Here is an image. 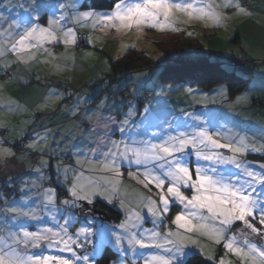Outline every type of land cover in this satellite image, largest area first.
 Wrapping results in <instances>:
<instances>
[{"label": "snow or ice", "instance_id": "1", "mask_svg": "<svg viewBox=\"0 0 264 264\" xmlns=\"http://www.w3.org/2000/svg\"><path fill=\"white\" fill-rule=\"evenodd\" d=\"M49 7L53 9L58 7L61 14L59 17L49 15L47 26L38 23L41 18L39 5H34L22 21L13 20L9 25L7 31L11 42L10 51L16 55L18 63H29L41 51L48 52L52 56L45 47L46 44L59 42L65 45L75 44L74 28L67 27L62 21L83 26V21L91 19L93 27L97 25L111 27L117 32L133 27L139 30L142 26L163 31L165 29L179 30L175 25L185 22L180 20V16H185L188 20L212 21L213 24L220 25L230 19L227 11L232 8L236 9L237 15H250L241 0H222V3H216L215 0H118L110 13L81 12L68 15H66L67 9L64 3ZM15 29H22V31H15ZM2 55L4 52L0 51V56ZM11 68V63L4 65L7 75H10L8 70ZM138 91V88L133 89V93ZM148 112L149 108L146 106L142 123L148 119ZM135 115V105L130 104L127 116ZM185 115L201 123L191 125L190 132L179 131L175 135L167 133L166 137H161L158 142L142 139L138 142L133 141L132 145L117 143L108 136L112 125L115 124L114 117L100 115L97 118L96 127L104 130L97 148L93 150L99 151L104 157L99 170L120 176L122 173L119 171L117 159L127 160L130 164L143 167L142 172L137 174L130 172L129 176L137 179V182L149 192L151 191L149 185L158 190L156 199L151 195L140 197L141 206L156 218L153 220L155 225L153 229H144L140 232L138 222H141L144 217L140 211L130 210L128 220L118 226L126 235H121L111 228L93 231L88 227H80L75 234H69L68 226L75 218L70 214L64 223L59 225L58 231L51 228L42 231L21 229L20 232H9L7 237H0V245H2L0 246V264H74L73 260L63 256L28 254V248H40L41 242H46L49 248L55 246L61 252H71L75 260L81 261L82 264H95V257L102 255L105 244L112 239L120 248L126 239L128 248H122V250H131L134 254L137 246L140 249L155 248L167 253V255L155 254L150 258H144V264H181L187 256L186 241L193 245L198 244V239L192 234H195V237L206 238L214 244L222 243L227 253L237 257L240 264H264V246L249 239L252 234L264 237V172L253 171L248 163L238 159L249 151L250 137L242 135L236 138L210 131L208 128L210 119L203 120L191 114ZM128 123V119L122 121L119 130L125 131L124 125ZM260 139L264 140V133ZM28 147L34 148L36 145L32 144ZM220 149H227L231 155H225L218 151ZM189 151L194 153L198 160L209 162L212 166L193 168L186 158ZM251 151H264V144L260 148L253 145ZM10 155H14L11 150L0 149V156ZM219 165H233L239 171L236 174L226 173L219 170ZM260 167L264 169V164ZM57 171L58 173L62 171L65 182L69 179L73 181L67 188L70 199L61 201L64 206L75 209L80 206L79 201L92 203L91 196L95 195L94 186L91 184L86 186L81 182L83 173L73 175L76 170L71 165L65 166L62 170L58 168ZM139 176L143 179H138ZM116 183V181H110L113 192L117 190ZM184 190L191 195H186ZM56 194L53 188L42 192L46 201L45 207L50 205L53 211L57 210ZM108 202L111 203V200L109 199ZM175 203L182 208L171 220V224L177 229L173 231L165 224L164 218L170 214L171 206ZM121 204L123 205V201ZM7 211L19 217L38 218L35 210H25L22 207H11ZM253 221L258 222L261 227H257ZM237 223L243 226L239 233H233L225 239L226 234ZM161 227L168 230L161 232L159 231ZM80 236H84L87 242L93 245L92 252L82 256L78 255L72 247L76 245L81 249L84 248V244L79 242ZM89 236L97 239L88 240ZM238 236H242L243 239L238 241ZM201 251H203L202 248ZM110 264H124V260L121 258L118 261H110ZM219 264H232V261L221 258Z\"/></svg>", "mask_w": 264, "mask_h": 264}, {"label": "rangeland", "instance_id": "2", "mask_svg": "<svg viewBox=\"0 0 264 264\" xmlns=\"http://www.w3.org/2000/svg\"><path fill=\"white\" fill-rule=\"evenodd\" d=\"M43 1L50 0H0V18L6 17L7 14L14 12L20 15L17 17L18 19L14 20L22 21L29 14L31 8L34 5L40 6L41 2ZM55 1L58 0H52V2ZM215 2L222 3V0H215ZM241 3L244 4V7L247 9L250 15H237L236 9L232 8L227 11V15L230 17V19L225 20L220 25H215L212 21L188 20L187 17L180 16V20L185 22L177 23L175 25V27L179 30L165 29L161 31L150 26H142L139 30L133 27L132 29H125L117 32L114 28L102 27L101 25H97L94 28L93 21L89 19L87 21H83V26L80 24H74L76 25L74 26V30L75 27L79 28L85 37L84 39L86 47L77 51L74 47V44H70L69 47L72 46L73 50H71V48H67L66 50L72 55L74 52L79 54L78 61L75 63L76 69L78 70L77 72L85 70L93 71L94 73H109V59H117L123 56L129 50L140 52L154 61V64L149 69L137 73L125 74L118 79L122 80L123 78H132V80L135 81V84L140 83L139 87L135 85L134 87L129 88L130 94L127 90V92L124 93V97H120L121 91L114 99L115 101L120 100L121 102L122 100H125L126 108L124 112V120L128 119L129 124L131 125L129 128V134L131 135L130 140L132 144L133 141L138 142L142 139L149 140L150 142H158L161 137H166L167 133L175 135L179 131L190 132L192 130L190 127L191 125H197L201 123L200 121L193 120L191 116L185 114L198 116L203 120L210 119L211 123L208 125L210 131H215L221 133L222 135L226 134L229 136L230 132L238 130L240 120H246L250 119L252 116H258L254 113V111H252V113L243 112V110L238 108L244 104V102L240 104L239 102L245 100L247 95H249V93L253 90L252 87L255 83L254 78H252L250 81L249 89L242 93L237 98L236 102H233V100H226L227 88L223 85L216 86L210 91L196 87H188L187 85L189 84H186L182 88L172 84L164 85L159 80V77L163 75V72L167 66L173 64V58L177 59L178 57L191 61L206 58L212 62L215 59H218L225 64L229 63L231 57H236L238 60H243V58L246 60L252 58L255 60L264 59V53L262 52L264 51V0H241ZM21 5H23V7H21ZM113 10L114 7L109 12H100L110 13ZM220 11H223V9H220ZM246 25L250 28V30L253 29L255 32L249 36V40H246L244 37L243 41L240 42L238 46H235V34L239 32L241 33L243 29H246ZM184 41L188 42L190 47L184 46L183 44H187L184 43ZM196 44H198L199 47H196ZM258 47H261V51L258 50ZM169 51L171 52V54L169 53L170 58L166 59V54H168L167 52ZM239 65L240 68L242 67V69L245 70H252L254 67V64L251 61H248L246 64L245 62H242ZM124 83L126 85V80ZM140 87H143V91L133 93V89H139ZM121 90L123 89L121 88ZM145 91L152 93V97L148 100H143ZM110 93L115 94L116 92L111 90ZM137 93H140V96H135ZM140 100H143L141 104L138 103ZM130 104L135 105L136 115L133 117L127 116ZM146 106L149 108V112L147 113L148 119L144 120L142 123V116L144 115V109ZM258 118L261 117L258 116ZM257 121L262 127L264 122L263 119H259ZM0 122L3 124H8V121L4 119L1 120V117ZM4 131L6 130L0 129V149H9L13 153V150L9 146L13 145L16 141L4 138V134L2 135ZM152 133H156V135H152ZM22 139L24 140L26 137H23ZM17 142H19V140H17ZM33 143L34 142H32V140L29 138L27 139V145H32ZM26 149L29 150L30 148ZM43 149L45 150L44 147ZM218 151L226 152L228 150L220 149ZM31 152L42 155L44 157L43 159L46 157V154L42 152ZM190 157H192V161L194 163L193 168L196 166H212L209 162L198 160L191 151H189L186 155L188 160ZM117 164L119 168H122L127 166L129 162L127 160L117 159ZM28 166L30 168L31 166L38 165L30 163ZM80 167L79 173H87L81 176V182L86 186L91 184V182H95L91 185L98 186L97 188H93L95 195L91 196L92 202L99 200V198L102 199L101 197L109 196L110 200H112L111 203L114 204V192L112 191V188L108 187L104 192V189L100 187V183L103 184L104 182L101 179L98 181V176H88L90 171L92 173L100 171L99 169L101 166L91 165L86 168L84 172L82 170V166ZM218 167L220 171L224 172L223 168H220V165ZM35 177H37L35 180L38 179L42 186L45 187L46 181L41 180L43 176L38 175L36 172L35 176L31 179H34ZM44 177L47 181H49L47 185H51V183L55 184L50 180L51 175H44ZM111 181H116L118 183L115 176L111 178ZM34 183L32 184V191L30 189L29 196L26 195L24 200L26 202H29L28 199H30V202L37 200L35 206L32 207V204L25 203V207H23V204L20 206L17 203L14 207H22L25 208V210H35L38 218L32 219L31 217H19L10 212L5 216L3 212L0 214V237H7L9 232H20L21 229L28 231H42L44 229L51 228L54 231H58L59 225L63 224L64 220L68 218L70 214L74 215L75 218L71 221V225L68 226L69 234H75L80 227H88L93 229V231L111 228L113 231L118 232L121 235H126L124 230L120 229L118 226L122 222L128 220L130 210L140 211L141 215L144 217L141 222H138L140 224V232H143L144 229L151 230L155 227L153 220L156 218L152 217L147 212V209L143 208L141 204H139V199L140 197H146L149 195L156 199L158 196V190L156 188L155 191H147L148 195L137 192L136 194L139 199L136 198V202L133 203L134 205L128 204V207L125 208L124 201L123 205L116 204L115 209L122 214L121 221L103 223L101 220L94 219L88 214L81 215L82 211H80V209H78V214H80L81 217H79V220H77L76 210L72 208H66V206H62L61 203L60 205L62 208L60 209V206H58L56 211L51 210V207L49 206L46 208L44 203H42V201L45 203L46 201L40 192L38 194L34 193L31 195L34 191L39 189V185L35 187ZM56 184H63L65 187L68 186L64 180V176L61 181L56 179ZM13 185L14 182H10V184L7 185L8 189H14ZM184 191L186 192V195H191V193L187 190ZM1 200L3 204L6 203L2 196L0 197V201ZM82 202H85L86 205L89 204L86 201ZM181 208L182 206L178 203L173 204L171 206L170 214L164 218L165 224L170 225L169 227L173 231H176L177 229L175 225L171 224V220L181 210ZM59 211H61V213H59ZM53 217H55V219ZM242 227L243 226L241 224L237 223L232 228V230L226 234L225 239H227V237L231 236L233 233H239V230ZM133 230L135 231V229ZM167 230V228L163 227L159 229L161 232H165ZM192 235L194 238L198 239V244L193 245L186 241L188 246L185 251L189 250L193 254L195 253L193 250H196L198 251L199 255L201 254L203 258L213 264H219L221 258L225 259V261H232V264H240V261L237 257L227 253V251L223 248L222 243L214 244L208 241L206 238L195 237V234ZM87 239L96 240L97 238L89 236ZM242 239V236H238V241ZM253 239L254 238L250 240L255 242ZM79 242L84 244L83 249L77 247L76 245H72L73 249L78 255L82 256L86 253L92 252L93 245L88 243L84 236L79 237ZM261 246H264V241L261 243ZM60 247H63V245H60ZM122 248H128L126 239L123 242ZM122 248L117 247L114 243V239H112L109 243L105 244L102 255L103 257H107L109 259V264L110 261H118L121 258H123L124 264H144V258H150L155 254L167 255V253L163 252L162 250L155 248L140 249L137 246L135 254L131 250L123 251ZM201 248L203 251H201ZM27 252L28 254L32 255L63 256L73 260L74 264H82L81 261L75 260V257H73L71 252H61L59 248L55 246L49 248L46 242H41L40 248H28ZM102 255L95 257V264L96 260ZM183 261L181 263H183Z\"/></svg>", "mask_w": 264, "mask_h": 264}, {"label": "crops", "instance_id": "3", "mask_svg": "<svg viewBox=\"0 0 264 264\" xmlns=\"http://www.w3.org/2000/svg\"><path fill=\"white\" fill-rule=\"evenodd\" d=\"M11 1V0H10ZM82 0H58L55 2L43 1L40 4V20L38 23L42 26H47L49 15H54L59 17L61 10L57 7L55 9L49 7L50 5H58L59 3H64L66 6V15L68 14H77L81 13L78 9ZM244 5V4H243ZM82 12H95L102 13L100 11L85 10ZM109 12V11H108ZM20 15L18 13L11 12L7 14L6 17L0 18V51L4 52V55L0 56V73L4 70V65L11 63V70L14 71V79L11 82H5L0 78V117L1 120L8 121V124H3L0 122V129L6 130L2 133L3 137L10 140H21L23 137L26 139L32 140L33 144L36 145L34 148H30L28 151L33 152H42L46 154L45 159L42 158V161L38 166H31L29 168L30 162L27 160L26 155H19L13 150L15 155L13 156H3L0 157V186L3 184H10L14 182V200L11 202V207L16 206L18 203L20 206L25 203L32 204V207L35 206L36 201L26 202L24 197L29 196L30 189L32 191V184L39 189L34 191V193H41L48 189L53 188L56 190L55 204L56 208L64 206L61 202V205H57L58 189L62 191L63 197H60V201L63 199H70L68 196L67 188L71 186L72 180L69 179L66 181L68 186L65 187L63 184H56V179L62 180L63 174L62 171L58 173L57 169H63L65 166H68L66 163L52 162V159L59 158V156H70L72 158L71 167L76 170V173H79L82 166V170L88 168L91 165L102 166L104 161L103 155L99 151H93L97 148L99 143L100 136L103 134L102 128H97V118L100 115L105 117H114L115 124L112 125L111 131L108 133V136L112 141L117 143H127L132 145L129 134L130 124L124 125L125 131L121 132L119 127L121 122L124 121L125 117V100L122 102L108 100L105 93H101V90L106 87L108 84L107 72H96L93 71H79L76 69L75 63L78 61L79 54L76 52L69 53L66 49L71 48L69 45H65L63 42L57 44H46L45 47L52 53V56L48 52H39L35 59L30 61L27 64L18 63L16 55L12 54L10 51L11 42L8 35V27L14 19H18ZM67 27L76 26L70 22L62 21ZM95 28V27H94ZM75 29H79L76 28ZM15 31H22V29H15ZM255 31L246 25V29H243L242 32L236 33L234 37V44L238 46L240 42L243 41L244 37L246 40H249V36ZM75 45V44H74ZM258 50L261 51V47H258ZM264 53V51H262ZM55 56V59H53ZM235 58V59H234ZM231 59L238 61L239 64L242 62L248 63L251 61L254 65L252 70L240 69V73L244 74L243 76L249 78V87L250 81L252 78L255 79L253 84L252 91L247 95L244 104L241 107H238L243 112L254 113L261 118L251 117L250 119H242L239 121V128L237 131L230 132V136L238 138L242 135H247L250 137L249 150L254 144L255 147L260 148L259 144H264V140L260 139L262 133H264V122L261 127L257 120L263 119L264 121V59L255 60L248 59L238 60L236 57ZM47 61V62H45ZM59 66V67H57ZM263 66V67H262ZM126 80V85H125ZM116 83L114 82L113 85ZM140 83H136L132 78H124L117 82L116 90L110 85L111 89L119 94L121 88L123 92L126 93L127 90L130 94L129 88ZM248 87V89H249ZM143 87L139 88V91ZM247 89V90H248ZM123 93V94H124ZM151 94L147 91L144 92L145 99L146 95ZM106 96V97H105ZM135 96H140V93H137ZM124 97V95H120ZM261 100L262 104L259 107L251 106L252 101ZM11 103H8V102ZM236 100H233L235 102ZM152 106V105H151ZM252 128V129H251ZM226 135V134H224ZM227 136V135H226ZM254 140V141H253ZM29 145H27L26 148ZM45 150L43 149V147ZM10 147V146H9ZM227 150V149H226ZM224 152L225 155L227 154ZM254 156L264 155V151L254 152L248 151ZM248 152L244 155L247 159H244L246 163L249 164L250 169L256 172H264V169H261L260 165L264 164V161L248 159ZM12 157V158H11ZM243 157V156H242ZM241 157V161H243ZM239 159V158H238ZM79 161V163H78ZM46 162V163H44ZM4 167V168H3ZM53 168L56 173L51 175L53 182L59 187L53 186H42V184L37 180L31 179L35 176L37 172L38 175H42L41 180H46L44 175L49 176V170ZM220 168H223L224 172L236 174L237 170L233 165H220ZM39 169V171H37ZM122 175L116 176L115 173L106 172V171H97L88 173V176H98V181L101 179L104 183H100V187L104 189V192L107 188H111V184L108 181H111L113 176L116 177L118 183L116 184V191L114 192V201L115 203H109V196L101 197L99 200H95L88 205H93L94 202L99 201L107 206L116 208L115 205L121 204V201H124L125 208L128 207V204L134 205L136 202L137 192L148 195V189H145L141 184L137 182V179H133L129 176V173L137 174L143 171V167H138L135 164H127V166L119 168ZM87 174V173H83ZM119 177V178H117ZM31 179V180H30ZM138 179H143L142 176H139ZM95 183V182H91ZM61 187V188H60ZM97 188L98 186H94ZM3 188L0 187V193ZM151 190L155 191V187L149 185ZM111 191V189H110ZM36 195V194H35ZM104 195V194H102ZM37 196V195H36ZM107 197V198H106ZM140 200V199H139ZM112 202V200H111ZM42 203L45 202L42 201ZM79 207L75 208L77 214V220L80 216L78 214V209H80L81 215L83 213V206L85 202L79 201ZM140 204V203H139ZM138 204V205H139ZM49 207H51L49 205ZM66 208H70L66 206ZM25 209V208H24ZM61 213V211H59ZM70 213V212H69ZM121 221V220H120ZM103 223L109 222L113 223L114 221H105ZM119 222V221H116ZM259 227V223L254 221ZM247 231V230H246ZM250 239L258 244L264 241V237L257 236L252 234ZM187 256L192 254L189 250L186 251ZM193 252L198 253V251L193 250ZM186 256V257H187ZM200 256H202L200 254ZM185 257V258H186ZM203 257V256H202ZM184 258V259H185Z\"/></svg>", "mask_w": 264, "mask_h": 264}, {"label": "trees", "instance_id": "4", "mask_svg": "<svg viewBox=\"0 0 264 264\" xmlns=\"http://www.w3.org/2000/svg\"><path fill=\"white\" fill-rule=\"evenodd\" d=\"M118 2V0H82V2L79 5V10L80 11H85V10H93V11H110L113 9L114 5ZM80 31V29H75V33ZM237 37V36H236ZM235 37V39H236ZM85 37L81 33L80 39H78L77 34H76V43L74 47L76 48L77 51L82 50L83 48L86 47L85 45ZM78 40L81 41V45L78 44ZM179 41V40H177ZM175 43V42H173ZM187 44H183L184 46H189L190 44L188 42H185ZM196 47H199L198 44H196ZM183 47V46H182ZM179 50V49H178ZM166 54V59L170 58L169 53L167 52ZM232 58V57H231ZM230 58V61L228 64L223 63L222 61H219L218 59H215L214 61H209V59L202 58L198 60H185L181 59L178 57L177 59L173 58V64L167 66L163 72V75L159 77V80L161 81L162 84L166 85H176L179 87L185 86L186 84L188 87H196L200 88L203 90L210 91L216 86H225L227 88V98L226 100H237V98L244 93L248 87H249V76H243L244 74L240 73V65L238 61H235ZM175 59V60H174ZM109 68L110 71L109 73L106 74V78L108 80V84L106 87H104L101 90V93H105L107 96L108 100H113L118 96L117 94L110 93V91L117 86V82L119 81L118 79L124 76L125 74L129 73H137L141 71H145L149 69L153 64L154 61H152L150 58H148L146 55L134 51V50H129L126 52L123 56L117 58V59H109ZM11 70V69H9ZM4 72V70L2 71ZM0 73V78L5 81V82H11L14 79V71L13 72V77L11 80L7 81L5 80ZM124 79V78H123ZM121 80V79H120ZM116 83L113 85V83ZM112 86V89L110 87ZM116 90V88H114ZM113 91V90H112ZM123 90L120 93V95L123 94ZM144 96V95H143ZM152 97V93L150 98ZM143 100H148L143 97ZM143 100L138 101L139 104L143 102ZM244 100L240 101L242 103ZM236 102V101H235ZM251 106L259 107L260 104H262L261 100H255L252 101ZM261 106V105H260ZM254 141V140H253ZM250 145V144H249ZM252 145V141H251ZM250 145V146H251ZM255 146V141L254 144ZM260 145V144H259ZM8 146V145H7ZM22 146L23 147V152L20 153L19 151L15 150V147ZM16 154L19 155H26L27 160L32 163V164H37L42 161L43 156L37 153H32L31 151H28L26 149L27 147V139H21L19 142H16L10 146ZM261 147V145H260ZM251 151V150H249ZM223 152V151H222ZM224 153V152H223ZM225 154V153H224ZM226 155H231L230 152H227ZM248 159H253V160H260L264 161V155L262 156H254L250 152L247 154ZM242 156L238 157L241 159ZM243 162L244 159H247L246 156L242 157ZM58 162V163H66L68 165L71 164L72 158L70 156H59V158H54L52 159V162ZM191 164L192 167H194V163L192 161V157L189 158L188 160ZM55 170L51 168L49 170V174L53 175ZM51 181L52 178H50ZM49 181L45 182L47 185ZM7 187L6 184H3L0 187ZM47 186H53V187H58L56 184L47 185ZM14 189H8L3 188L2 192L0 193V197L4 198L7 203L3 204L2 200L0 201V214L4 212L5 216L9 213L7 211L8 208H11V202L14 200ZM60 197H63L62 191L58 189V197H57V202L59 205L60 204ZM64 198V197H63ZM93 206H96L100 209L102 215L104 216L103 218H98L97 220H105V221H120L122 219V214L116 210L113 207L107 206L99 201L94 202ZM79 220V219H78ZM254 222V221H253ZM257 225V224H256ZM170 225H168L169 227ZM258 227V226H257ZM259 227H261L259 225ZM164 228V227H163ZM161 229V228H160ZM96 264H109V259L107 257H103V255L96 260ZM181 264H213L210 261L206 260L202 256H200L197 253H193L189 255Z\"/></svg>", "mask_w": 264, "mask_h": 264}, {"label": "water", "instance_id": "5", "mask_svg": "<svg viewBox=\"0 0 264 264\" xmlns=\"http://www.w3.org/2000/svg\"><path fill=\"white\" fill-rule=\"evenodd\" d=\"M83 213L92 216L94 219H98V218H103L104 217L102 215L100 209L98 207H96V206H93V205H85V206H83Z\"/></svg>", "mask_w": 264, "mask_h": 264}, {"label": "built area", "instance_id": "6", "mask_svg": "<svg viewBox=\"0 0 264 264\" xmlns=\"http://www.w3.org/2000/svg\"><path fill=\"white\" fill-rule=\"evenodd\" d=\"M76 34H77L78 39H80V37H81V33H80L79 31H77ZM78 44H79V45L82 44L80 40H78ZM8 72L10 73V75H7V74L5 73V71L2 72V74H1V76H2L5 80H7V81L11 80L12 77H13V72H12V70H8ZM150 96H151V94H148V95H146V98H149ZM15 150H17V151H19L20 153H22V152H23V147H22V146L15 147Z\"/></svg>", "mask_w": 264, "mask_h": 264}]
</instances>
